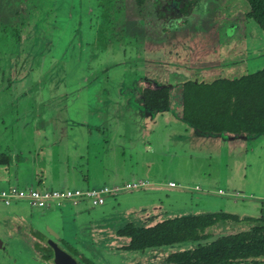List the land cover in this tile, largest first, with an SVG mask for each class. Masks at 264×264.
Here are the masks:
<instances>
[{
	"label": "rangeland",
	"instance_id": "1",
	"mask_svg": "<svg viewBox=\"0 0 264 264\" xmlns=\"http://www.w3.org/2000/svg\"><path fill=\"white\" fill-rule=\"evenodd\" d=\"M77 1L39 3L34 28L24 16L29 11L26 0H0V152L11 157L9 165H0V193L13 185L44 189L33 172L49 175L50 167L43 161L51 158L67 161L55 164L56 173L60 171L55 177L60 176L65 187L73 190L123 187L143 181L153 186L108 195L99 205L85 200L51 203L47 208L30 200L7 203L0 199V235L6 244V249H0V264H51L43 260L35 244L40 239L25 234L33 228L46 233L41 223L56 229L63 240L60 246L82 264H168L169 253L193 243L126 250L123 248L129 237L120 236L118 229L127 222L149 226L188 213L264 215V135H200L199 130L178 120L172 112L148 108L141 89L154 83L136 82L137 88L126 87L121 67H114L110 80H94V61L79 64L72 60L79 54L78 42L92 43L95 36L87 15L83 16L80 32V15L71 13ZM83 2L88 7L95 0ZM243 3L248 10V1ZM47 5L55 6V11L48 10ZM20 13L23 16H18ZM38 20H42L39 26ZM249 28L258 27L253 23ZM33 29L38 30L36 34L43 30L39 42L47 38L50 43H43L35 51L39 57L29 64L34 68L33 76L25 78L28 64L21 60L27 55L22 53L16 61V51L22 48L24 52L25 42L32 41ZM144 41L148 47L160 45ZM247 45H251L248 40ZM126 47L131 51L134 45L128 42ZM145 50L144 46V56ZM114 55L118 56L116 52ZM259 67L263 66L243 64L226 68L223 73L234 77ZM189 69L198 71L201 67L193 63ZM48 70L50 76L46 77ZM49 122L67 125L68 138L38 136L37 126ZM33 137L38 143L35 146ZM34 147L39 148L36 154H41V159H33L30 152ZM171 181L178 189L168 187ZM47 239L41 240L43 245H47Z\"/></svg>",
	"mask_w": 264,
	"mask_h": 264
},
{
	"label": "flooded vegetation",
	"instance_id": "2",
	"mask_svg": "<svg viewBox=\"0 0 264 264\" xmlns=\"http://www.w3.org/2000/svg\"><path fill=\"white\" fill-rule=\"evenodd\" d=\"M242 1L245 2V0H95L94 5L85 7V2L82 0L80 6L81 0H78L75 10L71 13L80 15V32L84 24L83 16L87 15L95 36L92 43L81 40L78 42L79 54L72 60L79 64L94 61L93 63L97 65L94 69V80L98 78L110 80L112 76L110 72L114 67H121L122 72L124 70L121 79L124 77L122 81L129 88H137V85L134 86L136 82L177 85L189 80L210 83L220 78L235 79L243 75L228 76L223 73L226 68H236L243 64L263 66L247 72L254 73L264 68L262 36L264 26L251 15L253 7L249 0L248 10ZM24 3L29 7L28 16L26 14L24 16L30 19L35 28L34 16L38 13V4H46L45 0H26ZM46 7L48 10L52 8V12L56 9L55 6ZM47 15L50 16V13ZM18 16H23V13ZM40 22L42 20L37 21L38 26ZM253 23L258 28L250 29L249 25ZM257 30L263 32L259 33ZM35 31L38 30L33 29L32 41L25 42L24 52L22 48H18L21 52L16 51V61L21 59L19 57L22 53L27 55L26 59L21 60L28 64L27 72L23 73L25 78L33 76L34 68L29 64L39 57L35 51L39 46L42 47L43 43L48 45L50 43L47 38L43 39V43L39 42L38 38L43 30L37 34ZM143 38L160 45L148 47V42H143ZM176 39L180 41L177 42ZM247 40L251 45H247ZM197 41L198 45H195ZM128 42L130 46L134 45V51L133 49L129 51L126 47ZM144 46L145 56L142 55ZM114 52L117 53V57ZM163 62L176 65L166 66ZM193 63L201 69L190 70ZM154 69L157 70L156 73ZM163 70L167 73L161 72ZM48 76L50 70L46 72V77ZM25 234L40 239L36 241L38 249L39 246L47 247L46 252L49 253L50 248L53 256L52 261L48 263L55 264L51 236L37 228ZM46 238L47 245H43L41 240ZM61 241L63 242L60 237V243ZM41 248L39 251L42 254Z\"/></svg>",
	"mask_w": 264,
	"mask_h": 264
},
{
	"label": "trees",
	"instance_id": "3",
	"mask_svg": "<svg viewBox=\"0 0 264 264\" xmlns=\"http://www.w3.org/2000/svg\"><path fill=\"white\" fill-rule=\"evenodd\" d=\"M264 26V0H249ZM145 105L157 112L170 111L205 136L264 135V68L235 79L213 82L185 81L142 88ZM9 154L0 153V164ZM129 237L126 250L145 251L184 242L188 248L169 253L168 264H264V215L242 216L227 211L188 213L144 226L127 222L118 230ZM41 247L39 246V249ZM42 258L52 261L53 252L42 247ZM91 264H96L90 262Z\"/></svg>",
	"mask_w": 264,
	"mask_h": 264
},
{
	"label": "built area",
	"instance_id": "4",
	"mask_svg": "<svg viewBox=\"0 0 264 264\" xmlns=\"http://www.w3.org/2000/svg\"><path fill=\"white\" fill-rule=\"evenodd\" d=\"M145 184V182H133L127 183L125 186H101V187H91L86 190H72V189H36V188H20L16 185L10 186L1 191V196L6 200L7 203L11 202L13 198H29L34 204H39V206L49 207L51 200L53 199H68V198H79V197H89L95 205L103 204L106 201L105 197L107 194L122 189V188H132L138 187ZM171 186H175V182L170 183ZM221 192L225 191L221 189ZM81 202V201H80ZM79 203V202H76Z\"/></svg>",
	"mask_w": 264,
	"mask_h": 264
},
{
	"label": "crops",
	"instance_id": "5",
	"mask_svg": "<svg viewBox=\"0 0 264 264\" xmlns=\"http://www.w3.org/2000/svg\"><path fill=\"white\" fill-rule=\"evenodd\" d=\"M48 112V111H47ZM46 112V113H47ZM128 112H131L130 110H128ZM37 130H38V132H36V134L38 135V136H44V137H47V136H61V138H58V139H62V138H68V133H67V131H68V128H67V125H64V123H55V122H49V123H44V124H39L38 126H37ZM50 131V132H49ZM37 135H34V136H37ZM33 138H35V137H33ZM36 143H37V141H36V138H35V142H34V146L36 145ZM38 144V143H37ZM40 144H39V148H40ZM38 147L37 148H33V152L31 151L30 153H33V159L35 158V156H38L39 157V159H41L40 158V156H41V154H36V151L39 149ZM0 153H2V152H0ZM23 153V152H22ZM40 155V156H39ZM22 156H23V154H22ZM24 157V156H23ZM27 159H26V161L25 162H27V160H29L28 159V157H26ZM54 158V157H53ZM54 160L55 161H52V158L51 159H49L48 160V162L47 161H43V165H45V166H47V167H50V174L49 175H46L45 174V172H44V176H40L39 175V173H37L36 172V170L33 172V174L35 173V179H37L40 183H42L44 186L43 187H45V188H50V189H71V188H67V187H65V183L64 182H61V181H63V180H61V178H60V176H58V177H55L56 176V174H59L60 173V171H59V173H56V170H55V164H57V162H60L61 161V159H56V158H54ZM11 161V160H10ZM23 161V160H22ZM62 163H67V161H64V160H62L61 161ZM1 166L3 165V166H6V165H9V163L8 164H0ZM37 173V174H36ZM94 177H95V180H97V177L94 175ZM54 178H57L58 180H54ZM171 182H174V181H171ZM170 182V183H171ZM130 183V182H129ZM104 185H107V184H104ZM17 186V185H16ZM52 186H54V187H52ZM118 186V185H117ZM18 187H20V186H18ZM89 188H91L90 186H88ZM94 187V186H93ZM20 188H36V187H34V186H31V187H20ZM44 188V189H45ZM88 188V189H89ZM36 189H39V188H36ZM73 190V189H72ZM74 190H86V189H83V187H81V188H76V189H74ZM0 199H3V197L1 196V193H0ZM47 208H50V206L49 207H47ZM83 210H85V209H83ZM82 212V210H80L79 211V213H81ZM144 214L146 215H148V213L146 212V211H144ZM143 214V215H144ZM149 216V215H148ZM150 216H154V213L153 212H151L150 213ZM135 223H137V222H135ZM138 225H143V224H138ZM38 229V228H37ZM119 230V229H118ZM119 234V233H118ZM37 236V235H36ZM39 236V235H38ZM34 237V236H33ZM129 240H130V238H129ZM129 242V241H128ZM35 244H38L36 241H35Z\"/></svg>",
	"mask_w": 264,
	"mask_h": 264
},
{
	"label": "water",
	"instance_id": "6",
	"mask_svg": "<svg viewBox=\"0 0 264 264\" xmlns=\"http://www.w3.org/2000/svg\"><path fill=\"white\" fill-rule=\"evenodd\" d=\"M152 186L153 185H151V184H143V185L138 186V187L122 188V189H119V190H116V191H113V192L107 194L105 197H107L108 195H116V194L138 191V190L143 189V188H151ZM168 187L177 188V185H175V186L169 185ZM221 194H225V193H221ZM89 199H90L89 197L53 199V200H51V203L58 204V203H64V202H80V201H85V200H89ZM3 200H5V199H3ZM14 200H30V201H32L29 198H13L11 201H14ZM41 226L45 230V232L51 236L50 242H51L52 246L54 247V263L55 264H82L81 262H79V260L74 255H72L70 252H68L66 249H64L63 247L60 246V234L58 233V231L56 229H54L51 225H49L47 223H41ZM5 248H6L5 240L0 235V249H5Z\"/></svg>",
	"mask_w": 264,
	"mask_h": 264
}]
</instances>
